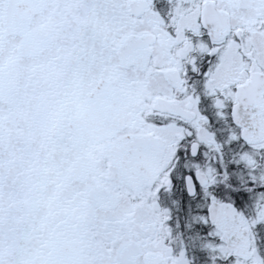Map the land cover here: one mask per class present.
<instances>
[{
  "label": "snow or ice",
  "instance_id": "snow-or-ice-1",
  "mask_svg": "<svg viewBox=\"0 0 264 264\" xmlns=\"http://www.w3.org/2000/svg\"><path fill=\"white\" fill-rule=\"evenodd\" d=\"M0 264H264V0H0Z\"/></svg>",
  "mask_w": 264,
  "mask_h": 264
}]
</instances>
